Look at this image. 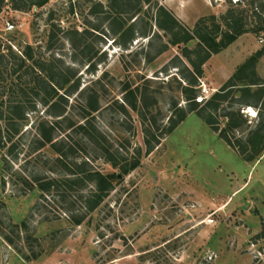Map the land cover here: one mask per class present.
<instances>
[{
	"label": "rangeland",
	"instance_id": "obj_1",
	"mask_svg": "<svg viewBox=\"0 0 264 264\" xmlns=\"http://www.w3.org/2000/svg\"><path fill=\"white\" fill-rule=\"evenodd\" d=\"M214 1L0 0V111L7 117L11 102H24L26 131L0 149V264H264V87L214 96L229 79L211 59L195 74L191 61L205 53L187 49L200 40L174 44L177 29L158 25L171 27L163 6L193 31L216 15L200 34L217 25L220 37L230 24L264 35L262 0L213 10ZM28 47L57 81L72 79L65 97L45 102L44 90L32 92L35 64L19 68ZM246 67L232 83L264 81L263 66ZM127 84L139 89L136 110L125 103ZM203 87L209 96L198 101ZM93 100L100 110L87 133L77 126ZM187 112L148 151L146 131L158 134ZM44 121L56 124L64 152L40 143ZM110 154L140 165L123 174ZM79 168L119 177L102 192L101 179L74 174Z\"/></svg>",
	"mask_w": 264,
	"mask_h": 264
},
{
	"label": "trees",
	"instance_id": "obj_2",
	"mask_svg": "<svg viewBox=\"0 0 264 264\" xmlns=\"http://www.w3.org/2000/svg\"><path fill=\"white\" fill-rule=\"evenodd\" d=\"M3 0H1L2 2ZM264 3V0H262ZM36 6H41L43 5L42 1H39L38 3L35 4ZM161 9V11L163 12L164 15H166L171 22V27H165L163 25H161L160 23H158L159 27L165 31L168 30H173V29H177L175 32V39L173 41L174 44H180V43H186L194 38H198L200 40V43L198 44V49L195 51H191L190 49H187L188 52H195V53H199V55H201V52H204L205 54L201 57L200 62L197 64L193 61H191V64L193 66V71L195 72V74H202L204 72L203 70V65L205 64V62H207L211 56L217 52H220L221 50H223L224 48H226L231 42H233L234 40H236L238 38L239 35H241L242 33L246 32V31H252L257 33V30L255 29H248V30H244L241 29L240 27H236L233 28L232 25L228 24L229 26V30L225 31L224 33L222 32L220 37L217 36V32L216 30H219V32H221L220 28L216 25L214 30H212V32L209 33H198V31H202V30H206L208 29V25L207 22L209 20H215L216 19V15H211V16H205L202 17L195 25V31L191 30L189 27L181 24L179 22V20L177 19V17L170 12L168 9H166L163 6L159 7ZM258 31H263L264 32V27H261ZM29 50L26 52L22 53V57L21 60V64L19 65L20 67L26 66L27 61H33V64H35L34 67H31L28 65V68H30L31 71V78H32V82L34 84V87H32V92H34L35 95H41V90H44L45 93L44 95V101L48 102L47 100L52 97V96H58L60 98H63L65 96L64 92L62 94H60L59 92L61 90H63V88H65V84H68L71 82V78H64V82H59L57 81L55 74H53V71H48V69H46L45 67V62H43L41 59L39 60H35L34 59V55L32 52L31 47H28ZM11 50V47L9 48ZM264 52V47L262 50L258 51L255 55H253L251 58H249L247 60V62H245L243 65H241L238 70L235 72V74L229 78V80L227 81V86L224 87L221 91H219V93H216L214 96H220L221 94H223V92L230 87H239V88H252V86H258V87H264V81H251L249 83H245L242 85H238V83H235L233 81V79H239V81L241 80L240 78H242V75H240L241 72H245V70L247 69V63L248 61H250L251 59L254 62H258L259 58L261 57V55ZM2 62V61H1ZM37 69H36V68ZM174 76V75H173ZM4 78V77H2ZM189 84V83H187ZM191 86H193L194 84L190 83ZM185 86H183V88H185ZM85 88H87V86H85L84 88H82V90H84ZM125 90L127 91V94H130L132 96L131 99H125V103L127 105H129V107H131L133 110H136L137 108V92H138V88L133 89L131 86H129L127 84V86H125ZM213 96V97H214ZM222 96V95H221ZM12 104L14 102H11ZM9 104L8 106V116L4 117L3 115V111H0V149L4 148L5 146L8 145V143H10V147L15 146V142L13 140H15V135L16 134H20L21 130L23 131V129L21 128V123L20 121L23 120L25 117V107H23V103L19 104V103H14L13 105ZM122 107H124V109L126 108L125 105H122ZM180 110H182L183 108H179ZM100 107L98 106L97 100H93V101H89V103H87L85 109H84V118L85 121L84 123H80L78 124L77 127H79V129H84L87 133H90L88 128L91 126V117H93L94 113L96 111H99ZM189 112L181 115V117L175 121L170 123V125L163 129L160 133H156V131L154 130H147V138H145V143H146V147L148 148V151L153 150L156 146H158L161 142V140L167 135L169 134L173 129H175L188 115ZM49 115H53L52 113H49ZM60 116V115H59ZM7 120V123H5L6 125L2 124V120ZM169 121H172V117L169 118ZM34 125V122L31 124V126ZM55 126L56 124L54 122L48 121L45 122L38 128H36V131L39 135V140L40 143H44L47 144H51V147L60 154V152H64V150L62 149V146H58L60 145V142L58 141H54L55 139L53 138V134L52 132L55 130ZM28 129V128H27ZM26 129V130H27ZM26 131H23V133ZM69 134V133H68ZM66 135L65 137H67V139H69V135ZM155 141V144L152 145L151 142ZM227 141L230 143V141L227 139ZM13 142V143H12ZM66 142L65 140H62L61 143ZM59 143V144H58ZM231 145V143H230ZM102 149H105L104 147H102ZM64 153H62L61 157L63 156ZM124 165H120V163L117 161V159H115V157L113 155L110 154L109 157V161L113 164V166H120V168L122 169V173H129L130 171L136 169L139 165H140V159L134 158L130 161H127ZM85 164L88 165V161L84 160L83 161ZM79 170V171H78ZM82 173H87V175L84 177L86 178H92L94 176H98L101 179V182L103 183V185H99V191H104L106 189L105 186L110 185L111 184V180L115 177H119L118 174H114V175H104L103 173H101L100 171L97 170H91V169H87L84 170L82 168L77 169V172H74V174H82ZM82 180H84L83 178H81ZM38 181V179H37ZM40 183V182H38ZM36 183L40 188H43L44 185L48 186L49 184L51 185L50 182L48 183H40L38 184ZM105 185V186H104ZM27 258V257H25ZM28 259V258H27Z\"/></svg>",
	"mask_w": 264,
	"mask_h": 264
},
{
	"label": "crops",
	"instance_id": "obj_3",
	"mask_svg": "<svg viewBox=\"0 0 264 264\" xmlns=\"http://www.w3.org/2000/svg\"><path fill=\"white\" fill-rule=\"evenodd\" d=\"M224 1L225 0H215V5L213 4V10H216V8L223 6ZM230 3L232 4V1H230ZM178 13L185 14V6H181ZM263 47L264 35H258L255 32L246 31L239 35L238 38L231 42L226 48H224L220 52L213 54L210 59L213 61L215 72L219 71L224 73V78L228 80L235 74V72L241 65L247 62V60L255 55L258 51L262 50ZM257 65L264 67V52L259 58ZM260 216H263L262 218L264 219V215L262 212ZM261 231L262 229L257 232H253V234H259Z\"/></svg>",
	"mask_w": 264,
	"mask_h": 264
},
{
	"label": "built area",
	"instance_id": "obj_4",
	"mask_svg": "<svg viewBox=\"0 0 264 264\" xmlns=\"http://www.w3.org/2000/svg\"><path fill=\"white\" fill-rule=\"evenodd\" d=\"M233 4L238 5L239 3L243 2V0H231ZM14 24L7 22V28H13ZM204 95H200L197 97L198 101H202L204 98L209 96V91L206 87H203ZM247 113V112H246ZM253 116V115H250ZM256 116V115H255Z\"/></svg>",
	"mask_w": 264,
	"mask_h": 264
},
{
	"label": "bare ground",
	"instance_id": "obj_5",
	"mask_svg": "<svg viewBox=\"0 0 264 264\" xmlns=\"http://www.w3.org/2000/svg\"><path fill=\"white\" fill-rule=\"evenodd\" d=\"M249 111V110H248ZM250 112L252 113V115L254 116L255 115V109L250 107ZM249 113V112H248Z\"/></svg>",
	"mask_w": 264,
	"mask_h": 264
}]
</instances>
